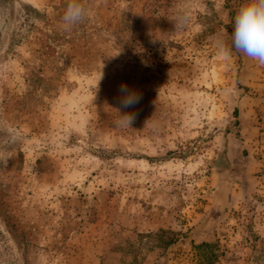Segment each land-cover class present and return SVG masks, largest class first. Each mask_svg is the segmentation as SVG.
Returning <instances> with one entry per match:
<instances>
[{"label": "rangeland", "instance_id": "obj_1", "mask_svg": "<svg viewBox=\"0 0 264 264\" xmlns=\"http://www.w3.org/2000/svg\"><path fill=\"white\" fill-rule=\"evenodd\" d=\"M69 2L0 0V264H264V65L217 46L247 0Z\"/></svg>", "mask_w": 264, "mask_h": 264}, {"label": "clouds", "instance_id": "obj_2", "mask_svg": "<svg viewBox=\"0 0 264 264\" xmlns=\"http://www.w3.org/2000/svg\"><path fill=\"white\" fill-rule=\"evenodd\" d=\"M88 11L84 0H70L62 17L63 26L66 29L77 26L87 17ZM189 20L188 13L182 12L177 16L174 30H184ZM233 28L231 46L223 41L218 42V55L228 60L231 58L232 50L235 49L260 65H264V0H247L234 17ZM118 91L120 95L115 101L117 107L114 108L119 113L118 123L131 127L137 113L124 110L138 104L142 96L127 84H121Z\"/></svg>", "mask_w": 264, "mask_h": 264}, {"label": "trees", "instance_id": "obj_3", "mask_svg": "<svg viewBox=\"0 0 264 264\" xmlns=\"http://www.w3.org/2000/svg\"><path fill=\"white\" fill-rule=\"evenodd\" d=\"M230 2H231V0H225V3H226L227 5H229ZM233 112H235V110H234ZM161 234H164V233L161 232ZM160 239H162L161 236H160ZM165 239H166V241H165L166 244H165V245H167V246L170 245V244H172V243H174L175 240H176L175 235L172 234V233H170L169 237L166 236ZM208 246H209L208 244L202 243V244L198 245L197 247H200V248H207Z\"/></svg>", "mask_w": 264, "mask_h": 264}]
</instances>
